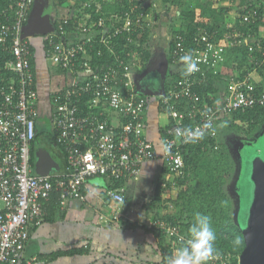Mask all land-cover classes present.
<instances>
[{"label":"built area","instance_id":"2783aa9c","mask_svg":"<svg viewBox=\"0 0 264 264\" xmlns=\"http://www.w3.org/2000/svg\"><path fill=\"white\" fill-rule=\"evenodd\" d=\"M136 1L127 0V6L117 16L111 15L110 24L103 17L98 18V42L110 56V61L99 67H92L89 57L85 59L86 46H93L91 36L72 44L55 42L56 35H48L50 60L71 73L68 84L53 97L55 140L66 161V169L60 174H36L31 163L37 93L31 70V45L22 29L34 0H16L14 7L1 12L4 19L0 21V46L10 58L0 67V264L19 263L29 239V227L44 220L46 202L53 192L64 207L68 200L82 196V187L92 176L121 182L104 191L117 205H113L108 220H130L128 211L122 207L125 200L122 183L138 179L143 163L158 155L155 143L146 134L147 100L137 94L133 81L139 67L140 47L138 40L133 41V34L141 35L150 28L146 8L151 9V0L141 4ZM91 4L95 12L100 11L97 0L85 2L83 8ZM251 13L253 10L242 15L245 22L258 20ZM58 33L65 35L62 25L58 26ZM121 35L126 36L117 46L114 39ZM229 36L225 34L226 43L221 44L213 32L198 30L189 44L183 37H175L168 51V60L180 76L164 89L158 102L160 111L171 121L161 128L160 156L162 166L173 174L183 172V149L190 144L183 142L178 130L191 128L204 132V138L196 142L202 143L217 137L221 119L264 106V75H254L258 66L240 72L225 67L227 47L245 44L253 52L257 44L251 45L249 36L240 32L234 31ZM102 54L97 51V55ZM261 54L264 57V48ZM185 55L192 57L197 69L188 76L182 75L184 65L180 57ZM262 59L258 63L263 64ZM210 74L225 80V92L214 103H209L198 91L207 84ZM207 124L211 127H206ZM156 225L169 237L180 240L183 236L177 224ZM230 260L228 253H218L210 264H230Z\"/></svg>","mask_w":264,"mask_h":264},{"label":"crops","instance_id":"0c3cea01","mask_svg":"<svg viewBox=\"0 0 264 264\" xmlns=\"http://www.w3.org/2000/svg\"><path fill=\"white\" fill-rule=\"evenodd\" d=\"M242 9L238 8L239 13ZM75 10V0H34L22 29L23 36L31 45V70L37 93L36 135L38 136L33 144L35 164L32 163L36 174H39L37 171L40 170L39 150H43L45 161H50L54 165V169L46 174H60L66 169L64 153L55 140L52 116L55 109L53 97L68 84L71 73L50 60L48 35L54 33L55 42L72 44H75V40H82L87 36H91L94 41L100 36V29L95 25L97 21L94 22L87 16L89 11L78 13L80 17L78 22L89 24L87 29L76 32L69 30L67 34L65 31L64 36L59 35V25H69L73 20L75 22ZM239 13L236 10L230 12L225 23L222 24L223 27L238 30L232 19L238 17ZM262 22L263 25L261 24L258 32L264 36V21ZM248 36L251 42L256 40L257 35ZM103 46L99 43L98 50L103 52L106 48L104 46L102 49ZM166 53L167 50L163 51L161 56L157 54V59H163ZM153 55L156 54L150 53L143 71L149 68ZM252 58L251 55L250 60ZM225 67L227 70H234L226 63ZM254 75L258 77L260 71L255 72ZM166 81L167 74L164 75L162 83L165 84ZM214 87L219 95L223 94L226 89L225 80L219 76L214 80ZM158 102L155 101L153 110L148 109V101L146 105V134L155 143L158 155L143 163L138 179L122 183L125 186V200L122 207L128 211L130 220L119 219L114 222L108 220L113 205L117 207L104 192L111 186L112 181L103 176H92L84 183L81 197L68 200L64 207L49 205L44 220L39 225H30L29 239L18 264H167L168 257L180 244H176L174 238L170 242L171 237L156 225L158 222H165L159 215L164 214V207L169 204L164 197L167 193H160L159 200L156 199V182L164 172L160 156V132L168 121L167 116L159 111ZM162 119L164 123L160 124ZM115 120H117L116 116L113 115V121Z\"/></svg>","mask_w":264,"mask_h":264},{"label":"trees","instance_id":"16d2710c","mask_svg":"<svg viewBox=\"0 0 264 264\" xmlns=\"http://www.w3.org/2000/svg\"><path fill=\"white\" fill-rule=\"evenodd\" d=\"M87 1L90 0H75V22L73 20V22H70L69 25L61 24L66 31V34L69 30L72 32H76L77 30H83L84 28L87 29V27L89 26V24H80L78 22V18H80L78 16L79 12L85 13L89 11L90 18L94 22H96L99 17H103L106 20V23L109 24L108 19L111 18V15L114 16L113 14H115L117 16L119 12L123 10V8H125L128 4L127 0H97L102 6L100 11L95 12L93 4H91L93 8L92 6L85 9L83 8V4ZM143 1L145 2L146 0H137L136 2L137 4H141L143 3ZM186 1L194 3V7H200L199 13L196 14L194 10H179L177 12V16L180 17L183 22H177L180 24V26H177L176 29L173 30V32L176 33L174 35L176 38H178V36H181L185 39L184 42L189 44L192 40L193 35L198 30H207L209 32H213L215 40H217L221 44H224V42L226 43V40L224 39V33H226L227 36L230 35L229 37L232 36L234 31H239L244 36L249 34H253L254 36L257 35L255 36L256 40L254 39L253 41H251V45L254 46L255 44H257L253 52H250L248 50V45L245 44L234 47H227L228 49H225L227 52L225 63L235 71H246L247 69L249 70L255 66H258L257 71H260V75H264V57L261 54V48H264V36L258 32L261 24L263 25L262 21H264V0H257V2L254 4L251 1L247 0L246 2L245 0L240 1L241 8L243 9L239 13L238 17L234 15L235 17H233L232 19L233 22H235L234 26L238 30H234L232 27L226 28L222 25L225 23L228 13L230 15V12H235V9L231 8L232 11L227 12L222 9L218 10L216 7L218 4H216L215 2H211L212 5L207 6L209 2L203 3V0H151L150 8L153 9V11H155L154 9L160 7V5L165 9H169L171 6H179V8H182L187 3ZM230 1V3L232 4L233 0ZM15 2L16 0H0V21L4 19V17L1 15V12L4 9L14 7ZM249 10H253V13L251 14L256 15V18H258L257 21L250 23L243 20L242 15ZM168 13L169 11L166 12V14ZM177 23L175 24L178 25ZM85 32L87 33L88 30H86ZM148 35V30L144 31L141 35L133 34V41L138 40L140 44V47L138 48V59L139 61H141L142 65L146 64L148 59L150 58L151 52L149 48L144 46L147 43ZM125 36L126 35H121L114 39V42L117 44V46L120 45V43H123ZM175 37H172L169 48L173 47ZM56 40L58 41L57 38ZM98 44V40H95L93 41L92 47L86 46L85 48V59H87L88 57L90 58L89 63L92 67H95L97 65L99 67V65L105 62L108 63L110 61V56L104 46L102 47V49L104 48L103 54L101 56L97 55V51L99 48ZM129 46L130 48H132L133 44ZM251 55L254 57L253 60H250ZM8 58H10V55L6 52H3L2 46H0V67H3L4 61ZM261 58H263V64L258 63ZM249 61H251V63ZM179 76V73L175 72L172 79L170 77V79L165 82V90H167L169 85L176 81ZM217 78L218 75L210 74L207 84L204 87L198 89V91L202 93L203 97H205L209 103L216 102L218 96H220L219 92L214 87V80ZM158 101H160V97L158 98ZM82 109H84V106ZM146 116L147 112L145 110V120ZM236 121L240 124L248 123L249 127L253 128V131H256L264 123V106H257L243 113L238 111L235 112L229 119H221L220 125L217 128L218 132L216 138L206 139L202 143H190L183 149V174L184 170L186 171L185 173L189 172L190 170L191 174L189 177L184 176L182 180H179V184L182 186V189L180 190L176 198L183 201L178 205L179 212L177 219L181 222L179 225H177L179 227V233L181 235H186L188 226L195 212L199 211L211 216L212 226L216 232L215 247L218 250V253H228L231 256L230 264H238L239 254L244 248V239L239 227L240 215L237 212L236 219H233L230 214L231 202L227 198L224 191L225 184L228 180V175L231 173L233 164L236 162V160L231 158L229 151H227V148L224 144H222L220 147L218 146V136L220 134V128L223 124H226L228 129L233 127H235L236 129H241V126L235 123ZM170 122L171 121L168 118L167 123L169 124ZM224 132V130L221 131L222 134ZM37 136L38 135H36L35 138H37ZM33 144L34 141L32 143L31 149V163H33L34 165L35 157ZM208 148L209 150H207ZM163 169L164 172L162 176L156 182V199L158 198V200L160 198L159 194L161 192V187H163L161 183L170 185L177 178V176L170 172L168 169L164 167ZM244 172V168L240 167L239 175L237 177L238 179L235 183L236 189L238 187V184L240 183V178H244ZM119 184H121V182L115 181L114 183H111V186H118ZM236 194L238 195L239 193ZM54 204L60 206L56 192L52 193L49 201L46 202V207H48L49 205L54 206ZM237 211L240 212L239 206ZM184 214L189 219V221H183L185 217ZM237 237L240 240L239 244L234 243V240ZM172 239L173 238L171 237L170 242L172 241Z\"/></svg>","mask_w":264,"mask_h":264},{"label":"rangeland","instance_id":"374dc122","mask_svg":"<svg viewBox=\"0 0 264 264\" xmlns=\"http://www.w3.org/2000/svg\"><path fill=\"white\" fill-rule=\"evenodd\" d=\"M240 1L241 0H234L231 4L230 0H203V3L209 2L207 6H211L212 5L211 2H215L216 4H218L216 6L217 9L218 10L222 9L225 12L232 11L231 8L234 7L233 9H235L239 13L238 8L241 7V5L239 4ZM247 1H251L253 4L257 2V0H247ZM194 6L195 4L192 2H187L182 8H179V6H171L169 9L168 8L165 9L163 6L160 5V7L154 9L155 11L151 9L149 10V8L147 7L146 8L148 9L147 18L150 19V28L148 29L149 32L148 40L146 45L144 46L149 48L151 53L158 54L159 56H161L163 51L168 50L169 48L168 45L170 44L172 37H175L174 35L176 33L173 32V30H175L177 26H180L179 23L183 22L181 18L177 16L178 15L177 12L179 10H186V11L194 10L195 13L198 14L200 7L197 8ZM167 11H169L168 14H166ZM108 20L110 24V22L113 19L109 18ZM175 23H177L178 25H176ZM225 34L226 33H224V35ZM165 65H166L165 74H167V80H169L170 77L172 79L173 74L177 68L175 66H171L170 64H165ZM144 66L145 64L142 65L140 61V67H141L140 70H142ZM162 82L163 79L161 78L159 73L153 71L149 72L142 80V88H143L142 95L146 97L148 101V109L150 108V110L154 109L155 101H157L158 97L161 95ZM163 123L164 121L162 119L160 121V124ZM235 123L239 124L241 126V129L238 128L236 129L235 127L228 129L226 124H223L220 128V134L218 136V140H219L218 146L220 147L222 144H224L225 147L227 148V151H229L231 158L236 160V162L233 164L231 173L228 175V180L224 188L226 196L231 202L230 214L234 220L236 219L237 212L239 213V211H237L238 206L240 208L239 214L241 215L243 208L248 204L250 197V187L248 186V184L244 182L243 178H240L239 181L240 183L238 184L237 189L235 188L236 186L235 183L238 179L237 177L239 175L240 163H241V161L239 162L234 155L236 146L239 142L244 141L247 138L246 140H248L249 143L251 144L249 149L250 152H253V147L257 145V143H259L258 147H260L261 151L264 152V136L261 134L262 132L261 130L262 128H264V123L256 131H253V128L249 127L248 123L240 124L237 121ZM114 124H117V120H115ZM222 130L225 131L223 134L221 133ZM207 150H209V148ZM185 172L186 171L184 170V174L183 172L181 174H175L177 176V178L175 179L176 182L175 184L171 183L170 185H165V186L162 185L163 187H161L160 193H164V194L167 193L166 195H164V197L165 199H167V201H169V204L165 205L164 207L165 209L163 211L164 214H160L159 217H162L163 220L169 224L179 225L181 223L180 220L177 219L179 212L178 205L181 204L183 201L176 198L178 196V193L182 189V186L179 184V180H182L184 176L189 177L191 174L190 170L187 173ZM236 193L239 194L237 195ZM183 221L185 222L189 221L186 215ZM173 241L176 244H180L181 242L179 239H175Z\"/></svg>","mask_w":264,"mask_h":264},{"label":"water","instance_id":"95a60500","mask_svg":"<svg viewBox=\"0 0 264 264\" xmlns=\"http://www.w3.org/2000/svg\"><path fill=\"white\" fill-rule=\"evenodd\" d=\"M164 78L165 64L155 65ZM150 69L142 71L136 80V91L142 94V80ZM164 83H162V92ZM42 149V148H40ZM38 152L39 174H46L54 169L52 162L45 161L43 150ZM41 156V157H40ZM244 168V182L250 187L248 204L240 215V230L244 239V248L239 254L238 264H264V152L258 147L241 160ZM240 213V212H239Z\"/></svg>","mask_w":264,"mask_h":264},{"label":"clouds","instance_id":"9594fccd","mask_svg":"<svg viewBox=\"0 0 264 264\" xmlns=\"http://www.w3.org/2000/svg\"><path fill=\"white\" fill-rule=\"evenodd\" d=\"M169 49L170 48H168L166 53L167 57ZM180 60L184 65L182 75L188 76L193 71L197 70L196 64L193 62L190 55L182 56L180 57ZM168 64H170L169 60ZM142 71L143 70H140L139 61V67L133 74L135 86L138 75ZM137 94L144 96L139 93ZM206 127L210 128L211 125L207 124ZM177 134L181 137L184 143H196L204 138V132L191 128L180 129ZM180 241V246L168 257L167 264H210V261L218 255V250L215 247L216 232L212 226V217L205 213L197 211L193 214L186 236H182ZM234 243H240L238 237L235 238Z\"/></svg>","mask_w":264,"mask_h":264},{"label":"flooded vegetation","instance_id":"af4514ba","mask_svg":"<svg viewBox=\"0 0 264 264\" xmlns=\"http://www.w3.org/2000/svg\"><path fill=\"white\" fill-rule=\"evenodd\" d=\"M138 55H139V51H138ZM154 56V58L151 60V64H150V66H149V68L148 69H150L148 72H147V74L149 73V72H151V71H153V72H157V73H159V75L162 77V75H161V73L159 72V70H156L155 68H154V65H159V64H168V57H167V55H164L162 58L163 59H161L160 58V60H158L157 59V57L156 56H158L157 54L156 55H153ZM161 60H162V62H161ZM156 70V71H155ZM166 72V69H165V71H164V73ZM146 74V75H147ZM165 76H166V74H164ZM263 129L264 128H262V132H261V134L264 136V131H263ZM261 135V136H262ZM247 142V143H246ZM250 146H251V144L249 143V141L248 140H246L245 142L244 141H241V142H239L238 144H237V146H236V149H235V152H234V155H235V158H237V160L240 162L244 157H245V155H247L250 151H249V149H250ZM258 146H259V143H257V145H255L254 147H253V151L256 149V148H258ZM260 148V147H259ZM251 153V152H250ZM241 167V166H240Z\"/></svg>","mask_w":264,"mask_h":264},{"label":"bare ground","instance_id":"6f19581e","mask_svg":"<svg viewBox=\"0 0 264 264\" xmlns=\"http://www.w3.org/2000/svg\"><path fill=\"white\" fill-rule=\"evenodd\" d=\"M146 50V49H145Z\"/></svg>","mask_w":264,"mask_h":264}]
</instances>
